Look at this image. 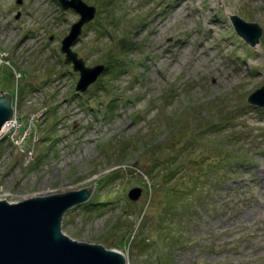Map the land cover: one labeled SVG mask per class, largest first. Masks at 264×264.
I'll return each mask as SVG.
<instances>
[{"label": "rangeland", "instance_id": "374dc122", "mask_svg": "<svg viewBox=\"0 0 264 264\" xmlns=\"http://www.w3.org/2000/svg\"><path fill=\"white\" fill-rule=\"evenodd\" d=\"M17 1L0 0V91L29 135L0 140V200L94 185L63 215L69 239L118 251L126 264H264V109L247 102L264 86V0H83L97 9L73 47L86 65L125 47L122 70L106 65L83 94L60 52L79 15L57 0ZM231 15L261 28L256 47ZM214 121L218 135L196 131ZM161 142H173L160 152L168 157L181 147L176 178L186 196L195 189L181 219L168 210L167 186L154 190L144 174ZM228 168L240 177L217 182ZM135 187L143 194L132 202Z\"/></svg>", "mask_w": 264, "mask_h": 264}, {"label": "water", "instance_id": "95a60500", "mask_svg": "<svg viewBox=\"0 0 264 264\" xmlns=\"http://www.w3.org/2000/svg\"><path fill=\"white\" fill-rule=\"evenodd\" d=\"M61 9L72 10L79 20L72 24L62 40L60 52L65 65L72 66L79 75L77 93H85L97 82L106 69L104 64L88 67L73 50L82 35L83 27L92 22L97 9L83 0H57ZM18 4L21 2L18 0ZM236 34L251 48L259 44L261 28L245 22L236 15L230 16ZM251 106L264 108V86L247 99ZM13 115L12 97L0 91V133ZM94 185L79 191L46 197H34L14 204L0 200V264H126L123 255L102 246L69 239L61 231L63 215L70 209L86 203ZM143 189L129 190L130 201H138Z\"/></svg>", "mask_w": 264, "mask_h": 264}, {"label": "trees", "instance_id": "16d2710c", "mask_svg": "<svg viewBox=\"0 0 264 264\" xmlns=\"http://www.w3.org/2000/svg\"><path fill=\"white\" fill-rule=\"evenodd\" d=\"M97 24H99V23H97ZM103 27L105 29L104 25L99 24V29L100 28L102 29ZM124 48L125 47L122 45L120 46V43H119V54L118 55L112 54V52H111L112 50L106 51V59H105L104 63H105V65H107L109 67V69L114 71V73L121 71L123 68L124 63L122 61V59H123L122 58V52H123ZM112 68H114L115 70H113ZM23 74L20 72V76H22ZM17 86H18V88L20 87L18 83H17ZM18 91H19V89H18ZM218 122L214 121V122H210V123L209 122L203 123V126L198 128L196 131L200 132L202 130L203 135H207V134L208 135H218L219 130H220V126L223 125L222 123H218ZM172 127L174 129H176L175 126H172ZM199 134L200 133L195 134V137H198ZM200 138L203 139V137H200ZM220 140L226 141L225 138H221ZM172 143H169L168 145L165 144V145H166V147H168ZM162 144H164V143L161 142V143L157 144V146L155 147L156 153H158V152L160 153L162 149L166 148ZM171 151L172 152L169 154L170 155L169 157H168V155L165 156V154L163 152V153H160L159 155H156L155 161H153L152 164H149V165L143 164L145 166L144 174L147 177H149V179H151V181L153 182L154 190L163 191V189L167 186L166 187L167 191L171 192V195H170L171 202L169 203L168 210L172 215H175L176 217L181 219L183 217V214H184V208L186 207V204H184V203H186L187 197H189L191 199V203L195 199V198L194 199L192 198V193L194 192L195 189L193 190V192H191V193L189 192L190 194L187 196L184 194L185 191H183V185H185V183L183 182V180H184L183 176H181L178 179L176 178L177 176H179V173L181 174L180 170H182L181 162L183 160V155H181V153L179 152V151H181V147L179 149L171 150ZM237 157L238 158L235 159L237 161L236 162L237 165L244 167L245 164L248 163L247 162L248 160H245V155H241V156H237ZM178 158L181 159L179 164H178ZM232 163H234V162H232ZM210 166H211V164H210ZM225 166L226 165L223 164L220 168L224 169L227 167V166L226 167ZM214 167H219V166L216 163V164H214ZM235 171L236 170H232L230 168L224 170L222 173L221 172L219 173L217 171V174H215V178H216L215 180L217 182H225V181H227V179H229V180L236 179L240 175L234 174V173H236ZM226 173H228V174H226ZM187 175L189 177V180H193V182L196 184L197 179L199 178L198 175H195L193 173H187ZM143 184H144L143 186L146 189H149V190L151 189V187L148 183L143 182ZM202 189H203V187L200 188L199 192ZM197 200H199V197ZM179 201H181L182 203H179ZM199 202H200V200H199ZM87 204L89 206H98V205H100V202H94L93 201V202H89Z\"/></svg>", "mask_w": 264, "mask_h": 264}, {"label": "built area", "instance_id": "2783aa9c", "mask_svg": "<svg viewBox=\"0 0 264 264\" xmlns=\"http://www.w3.org/2000/svg\"><path fill=\"white\" fill-rule=\"evenodd\" d=\"M17 118L18 117L16 115V110L14 108L12 118L8 122H6L4 127L2 128L0 140L2 138L9 137L12 139H14V138L18 139V143H19V142H23L27 138L28 134L20 133L21 132V126H20Z\"/></svg>", "mask_w": 264, "mask_h": 264}, {"label": "bare ground", "instance_id": "6f19581e", "mask_svg": "<svg viewBox=\"0 0 264 264\" xmlns=\"http://www.w3.org/2000/svg\"><path fill=\"white\" fill-rule=\"evenodd\" d=\"M0 135H1V133H0Z\"/></svg>", "mask_w": 264, "mask_h": 264}]
</instances>
